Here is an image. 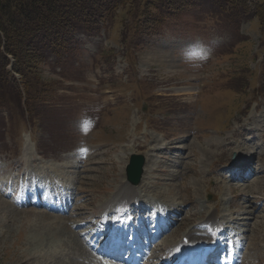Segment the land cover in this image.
<instances>
[{
  "label": "rangeland",
  "instance_id": "374dc122",
  "mask_svg": "<svg viewBox=\"0 0 264 264\" xmlns=\"http://www.w3.org/2000/svg\"><path fill=\"white\" fill-rule=\"evenodd\" d=\"M125 26L116 19L77 37L38 66L39 100L27 104L21 88L20 107L0 108V193L11 184L0 195V264H69L92 225L75 223L103 222V204L126 192L130 154L146 158L132 194L149 209L144 217L180 215L157 243H177L217 208L245 248L242 264H264V131L259 139L254 130L258 117L264 130V0H197L156 35ZM245 140L258 148L235 174L246 181H221V171H237ZM38 188L46 200L30 205ZM52 189L81 211L43 209L60 206ZM93 255L84 262L96 264Z\"/></svg>",
  "mask_w": 264,
  "mask_h": 264
},
{
  "label": "trees",
  "instance_id": "16d2710c",
  "mask_svg": "<svg viewBox=\"0 0 264 264\" xmlns=\"http://www.w3.org/2000/svg\"><path fill=\"white\" fill-rule=\"evenodd\" d=\"M196 1L0 0V108L20 107V86L13 73L26 80L22 90L27 104L39 100L44 88L38 66L60 57L70 48L68 43L78 42V35H96L116 19L127 25L126 31L145 27L148 34L157 33L165 21L181 17Z\"/></svg>",
  "mask_w": 264,
  "mask_h": 264
},
{
  "label": "bare ground",
  "instance_id": "6f19581e",
  "mask_svg": "<svg viewBox=\"0 0 264 264\" xmlns=\"http://www.w3.org/2000/svg\"><path fill=\"white\" fill-rule=\"evenodd\" d=\"M261 119V120H260ZM254 130H255V133L257 132V137L260 139L261 138V133L264 131L262 128H263V125L261 126L259 123H263V118L262 117H258L257 119L254 120ZM246 133L248 135H251L253 134L252 131L250 130H247ZM237 135V134H236ZM240 135V134H239ZM254 135V134H253ZM250 137V136H249ZM257 138V139H258ZM253 139V137H252ZM262 139V138H261ZM221 141V140H220ZM223 141V140H222ZM221 141V142H222ZM246 141V140H245ZM250 140L247 142H243L241 145H243L245 147V155H242L241 157L239 156V165L236 167H240L241 170L237 169V171L234 169H232L231 172L227 173L225 171H219L220 172V179L221 181L222 180H231V181H235V182H242V180H235V174H239L241 173L245 168L247 169H250L251 165L253 164V162L251 161L252 157L255 156V143H254V140H252L250 143ZM246 143H248L249 145H246ZM219 144V143H218ZM224 144V143H223ZM212 145V144H211ZM218 146V145H217ZM222 144L220 145V149L222 148ZM225 146V145H224ZM228 146V145H227ZM209 147V145H208ZM215 147V146H214ZM230 147V146H229ZM237 148H239L240 146L237 145L236 146ZM224 148V147H223ZM255 148V149H254ZM211 149V148H210ZM258 149V148H257ZM256 149V150H257ZM215 150V149H213ZM244 151V150H243ZM258 154V153H257ZM148 161V160H147ZM235 168V169H236ZM247 172V170H246ZM263 173V172H262ZM260 174V173H259ZM240 175V174H239ZM248 176V175H247ZM264 176V175H263ZM241 178V177H240ZM249 178V177H247ZM237 179V178H236ZM124 183V186L126 188V192H123V194L125 195H128L129 198H127V200L129 202H132L133 200H137L136 198H139V196H134L132 195L134 191H136V189L138 187H132V186H129L125 181H124V178L122 177L121 179ZM246 181V180H245ZM251 181V180H250ZM239 182V184H240ZM242 184V183H241ZM246 184V183H245ZM65 186V185H64ZM60 188V187H59ZM67 190V188H64L63 191ZM122 195V198L120 197V194H117L115 196V199H113L112 201L115 203V207L114 208H119L122 210L125 209L124 205L118 200V198L120 197L121 201L122 202H127L124 201V197L126 196H123ZM0 195L2 196V194L0 193ZM60 197V196H59ZM62 199V196L60 197ZM117 198V199H116ZM82 199V198H81ZM76 201V200H75ZM78 203V202H77ZM106 203V202H105ZM108 203V202H107ZM106 203V204H107ZM106 204H103L106 206ZM111 204V203H110ZM67 205H71L70 206V209L73 210L75 205H76V202H73L71 201V203H67ZM108 205V204H107ZM127 205V204H126ZM140 205V204H139ZM3 206V201L0 200V207ZM128 207V206H127ZM47 211H49L50 209H48V207L46 208H43ZM51 210H54V209H51ZM57 210V209H55ZM67 210V209H66ZM81 211L79 207L75 208L74 211ZM147 208L145 206H137V207H134V203H132L129 207V209H127L126 211H124V213H139V212H144L146 211ZM213 213H211L203 222H200V224L194 226L193 228H191L186 234H184L180 239V241H178L177 243H164L162 242V244H159L156 242L155 239H157L158 237L162 236V234L164 232H159L157 233V235L152 238L153 240H151V238H147V241L151 244L154 245V252L157 253V256H153V257H148L147 255L143 254V258H145V261H148V263H145V264H168L170 261H172L173 259L175 258H181V257H186L188 256L189 254L190 255H195L196 253L198 252H204V251H208L210 248H212L214 245L218 244V240H217V237L215 235V231H216V227H217V221H216V216L217 215H214L215 211L217 210V208H213ZM58 212H60L59 210H57ZM131 211V212H130ZM131 213V214H132ZM147 213V212H146ZM82 215V214H81ZM146 215V214H145ZM98 217H96V220H97ZM94 219V218H93ZM87 220V219H84V220H79L78 222H76V227H80L82 225H88V224H92L91 226H93V223L94 221L96 220ZM138 225V223H137ZM148 223H145L142 224L141 226H139V228H143L145 231L148 230ZM110 226H113V225H110ZM64 227V226H63ZM115 227V226H114ZM72 228V227H71ZM74 229V228H73ZM94 234L92 236L89 237L90 240H93L94 238L98 239L101 235H102V232L99 231V228H95L94 230ZM99 233V235H98ZM174 234V233H173ZM171 236V235H170ZM79 241L81 242V245H82V249L78 250L77 252H72V253H69L67 254V258L69 259V264H73L72 262L75 261V263L80 262L81 259H82V263L81 264H93V263H90V262H84L83 260V257L84 256H88V255H93L92 251H90V249L88 248L87 246V242L84 238L82 237H79ZM110 239V238H109ZM125 238H121V241H124ZM185 241L187 242L185 244ZM252 244V243H251ZM255 244V243H254ZM120 244H112V248L114 250H117L119 249V246ZM84 247V248H83ZM248 248V247H247ZM255 249V248H254ZM188 250V253H186V251ZM249 250V249H248ZM260 252V251H259ZM250 253V251H249ZM165 255V256H163ZM251 255V254H249ZM75 256V257H74ZM163 256V257H162ZM31 259V258H30ZM98 260V259H96ZM96 264H108L106 262H103V261H100V262H97ZM135 264H140V260L138 261H135Z\"/></svg>",
  "mask_w": 264,
  "mask_h": 264
},
{
  "label": "water",
  "instance_id": "95a60500",
  "mask_svg": "<svg viewBox=\"0 0 264 264\" xmlns=\"http://www.w3.org/2000/svg\"><path fill=\"white\" fill-rule=\"evenodd\" d=\"M144 162L145 159L141 155L130 156L129 164L126 167V178L131 184L137 185L139 183Z\"/></svg>",
  "mask_w": 264,
  "mask_h": 264
}]
</instances>
